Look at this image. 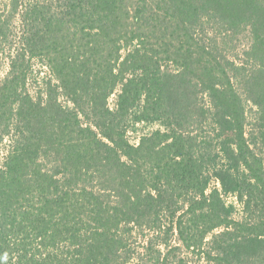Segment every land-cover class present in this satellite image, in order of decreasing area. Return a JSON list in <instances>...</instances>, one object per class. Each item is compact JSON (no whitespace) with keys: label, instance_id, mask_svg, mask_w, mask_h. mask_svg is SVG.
Segmentation results:
<instances>
[{"label":"trees","instance_id":"trees-1","mask_svg":"<svg viewBox=\"0 0 264 264\" xmlns=\"http://www.w3.org/2000/svg\"><path fill=\"white\" fill-rule=\"evenodd\" d=\"M5 10L0 264H264V0Z\"/></svg>","mask_w":264,"mask_h":264},{"label":"rangeland","instance_id":"rangeland-1","mask_svg":"<svg viewBox=\"0 0 264 264\" xmlns=\"http://www.w3.org/2000/svg\"><path fill=\"white\" fill-rule=\"evenodd\" d=\"M9 1L10 0H2V8L6 9L5 11L8 10ZM248 44H249V37L247 36V34H243V35L239 36L238 38L235 39L234 42H229L228 46L230 48L228 50H229L230 55H232L233 53L240 54L243 49L247 48ZM34 65H35L34 67L36 69H40L43 71L42 74H45L47 72V68L45 66H42V64L40 62L34 61ZM8 70H9V60L5 56H1V58H0V81L6 75ZM114 100H115V96L111 97L110 103L112 106L114 105ZM152 128H156V125H151L146 130L152 129ZM140 133H141V131L139 133H132L131 134V140L133 142H138V136ZM6 152H7V147H3V151L0 153V165L3 162V155H6ZM228 201L229 202L230 201L235 202L237 209H238L236 212V216L240 217L242 215L241 206L237 203L236 198L233 196H230V197H228ZM191 264H194V263H191Z\"/></svg>","mask_w":264,"mask_h":264}]
</instances>
